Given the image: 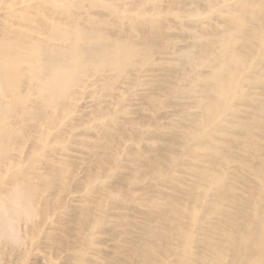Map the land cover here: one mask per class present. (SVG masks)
Returning a JSON list of instances; mask_svg holds the SVG:
<instances>
[{
    "label": "rangeland",
    "instance_id": "obj_1",
    "mask_svg": "<svg viewBox=\"0 0 264 264\" xmlns=\"http://www.w3.org/2000/svg\"><path fill=\"white\" fill-rule=\"evenodd\" d=\"M0 264H264V0H0Z\"/></svg>",
    "mask_w": 264,
    "mask_h": 264
},
{
    "label": "bare ground",
    "instance_id": "obj_2",
    "mask_svg": "<svg viewBox=\"0 0 264 264\" xmlns=\"http://www.w3.org/2000/svg\"><path fill=\"white\" fill-rule=\"evenodd\" d=\"M7 218V217H6Z\"/></svg>",
    "mask_w": 264,
    "mask_h": 264
}]
</instances>
